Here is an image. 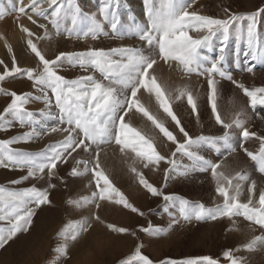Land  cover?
Here are the masks:
<instances>
[{
  "label": "snow or ice",
  "instance_id": "obj_1",
  "mask_svg": "<svg viewBox=\"0 0 264 264\" xmlns=\"http://www.w3.org/2000/svg\"><path fill=\"white\" fill-rule=\"evenodd\" d=\"M143 3L147 23L139 25L134 22L133 34L148 46V54L138 47L121 46L107 50L89 48L83 52L61 51L54 58H47L33 39L35 37L39 41L43 37L37 36L30 27L21 23L22 17H26L38 29H43L45 36L48 35L49 25L55 29L57 35H60L62 23L70 17L71 27L65 29L69 37L75 34L77 39L90 37L97 40L101 35L108 36L109 32L104 30L106 23L112 36L123 39L128 32L122 28L118 18L120 0H102L99 18L96 14L82 13L73 0H27V3L25 0H18V6L14 7L17 25L19 30L26 34L27 48L35 54L39 64L30 68L20 67L13 55L11 67L4 66L0 73V81L8 77H26L32 82V88L37 94L31 92L17 94L16 91L0 88V93L10 99L0 111V130L10 131L16 124L28 129L11 138L0 139V168L26 173L12 180L11 185H20L24 181L33 182L23 188L0 186V222L7 225L0 227V249L18 234L29 233L37 210L51 205V190L57 187L52 181L56 179L63 183L64 177L59 174V166L64 164H71L68 176L83 177L90 174V182H95V191H92L90 196L69 199L67 201L69 205L75 208L94 205L95 209L99 210L101 202L106 201L143 216L144 213L112 183L101 164V146L112 144L119 146L122 154H134L144 168L159 170L161 162L167 165L163 172L165 184L162 186L149 182L135 167L131 170L136 174L139 184L151 196L162 197L165 202L179 201L180 219L173 218L169 229L180 223V220L190 223L227 218L235 223L234 217H243L251 222V225H258L264 230V188L259 190L258 199H255L257 182L251 180L247 187V195L242 200L241 197L245 195L243 182L250 179L247 173L239 170L233 174L230 170H221L223 161L214 163L199 151L203 144L215 145L223 142L230 155L235 152L229 143L232 131L239 129L243 140L255 138L259 141L258 151H249L243 143L240 144V148L255 163L257 170L264 174V134H258L246 126L247 121L241 118L244 115L242 110L234 113L233 118L226 121L217 105L220 80H228L237 89L242 90L256 117L264 121V114L255 111L258 105L264 109V87H246L243 82L234 79L232 72L225 67L228 42L233 35L237 44L242 45L237 48V56L242 54L245 58L243 65L239 60L236 63L239 71L253 73L256 64L250 61L264 65V43H261L257 32V18L264 15V7L247 13L224 9V17L218 18L190 11L192 4L189 0H143ZM5 15L3 8H0V20H3ZM34 17L43 22H38ZM214 38L219 39V47L217 55L209 59L201 50L212 47ZM6 47L9 53L13 52L10 44L6 43ZM152 51L155 55L151 54ZM158 60L169 64L170 67L171 62H176L185 75L195 73L206 79L208 101L216 124L222 128L221 135H192L186 130L172 110L171 92L167 84L155 74L154 66L158 64ZM0 64H4V61L0 60ZM66 64L79 66L84 73L89 74L68 79L60 74ZM96 72L100 74L101 79H97ZM141 90L155 98L159 108L175 122V129H178V132L169 130L165 123L142 103L138 96ZM185 94L192 113L198 117L196 97L191 90H180L181 96ZM33 100H43L45 107L39 114L29 111L26 107ZM136 113L151 121L163 137L171 142L174 150L170 155L161 154L155 138L133 125L131 116ZM46 117L56 119L58 124L45 126L42 120ZM49 133H62L64 138L46 145L38 152L13 147L20 143H29L42 134ZM81 153L86 155L81 156ZM177 154L187 157L191 163L181 164L177 160ZM209 170L216 184L215 192L222 198V203L214 207H206L203 203L194 204L187 199L164 192L167 181L172 179L175 173L187 175L190 171ZM35 181H42L47 186L43 184L38 186ZM96 223L105 225L111 233L136 235L135 231H130L127 227L106 223L98 212L90 211L87 217L65 225L58 233L62 242L57 251L65 258V264L70 258V242L74 247L85 238V234L89 233ZM140 231L158 236L166 230L149 223L147 227H141ZM257 246L264 247V235L252 236L243 247L253 251ZM142 249V243L136 245L134 251L121 259L119 264H155ZM224 256L230 264H247L242 257L234 255L231 249L225 251ZM158 264H219V262L211 256H203L181 261L164 259Z\"/></svg>",
  "mask_w": 264,
  "mask_h": 264
},
{
  "label": "rangeland",
  "instance_id": "obj_2",
  "mask_svg": "<svg viewBox=\"0 0 264 264\" xmlns=\"http://www.w3.org/2000/svg\"><path fill=\"white\" fill-rule=\"evenodd\" d=\"M101 2L102 0H73V3L80 8L82 13L96 14L98 18ZM189 2L192 4L190 11L194 10L200 14L212 15L218 18L224 17V9H228L230 12L247 13L255 11L259 7H264V0H189ZM16 6H18V0H0V8H3L6 13L5 18L0 20V60L4 61V64H0V73H2L5 65L11 67L13 55H15L17 65L20 67L30 68L39 64L38 58L27 48L26 34L18 28L17 13L14 11ZM121 6H124V14L119 12ZM117 12L120 25L128 32L123 39L112 36L110 27L106 23L104 30L109 32L108 36L101 35L97 40H92L90 37L77 39L75 34L69 37L65 29L71 27L70 17L62 23L60 35H57L51 25H49L48 35L45 36L44 30L38 29L35 25L34 27L32 24L29 25L31 22L27 18L25 19L27 22L24 19H21L20 22L30 27L36 32L37 36L43 37L39 41L35 37L33 39L47 58H54L61 51L83 52L89 48H104L107 50L108 48L121 46L138 47L148 54V46L133 34L134 22L139 25L147 23L143 0H120ZM257 32L261 43H264V15L257 18ZM190 34L196 35L195 33ZM58 36L64 39H56ZM14 39L22 44L20 54L7 51L6 43L12 45ZM218 47L219 39L214 38L212 47L201 51L202 54L211 59L217 55ZM238 47H242V45L237 44L233 35L228 42L225 67L232 72L234 79L243 82L246 87H264V65L250 61V63L256 64L253 73L241 72L237 69V61L239 60L243 65L245 59L242 54L239 57L237 56ZM151 54L155 55V52L152 51ZM171 64L170 67L169 64L158 60V64L154 68L155 74L167 84L171 92L170 104L181 124L192 135H221L222 128L216 124L208 101L206 79L195 73L190 76L185 75L176 62H171ZM60 74L68 79H75L79 75L89 73H84L79 66L73 67L71 64H66L61 69ZM95 76L97 79H101L98 72L95 73ZM0 88L7 91H16L17 94L26 92L37 94L35 89L32 88V82L21 76L8 77L4 81H0ZM180 90L192 91L197 99L198 117L197 114L192 113L191 106L187 102V95L181 96ZM138 96H140L142 103L162 120L169 130L178 132V129H175V122L159 108L154 97H150L143 90L138 93ZM8 102H10L9 97L0 93V111ZM217 105L220 114L226 121L231 120L234 113L242 110L244 115L241 118L247 121L246 126L258 134H264V121L256 117L242 90L237 89L228 80H220ZM26 107L29 111L39 114V111L45 105L43 100H33ZM53 111L55 112V109ZM255 111L264 114V109L259 105ZM131 119L135 127L155 138L158 151L161 154L170 155L171 151L174 150V146L163 137L159 129L151 124V121H148L139 113L132 115ZM42 123L47 127H51L56 126L58 121L46 117L42 120ZM27 130V128H21L19 124H16L10 131L0 130V139L11 138ZM239 131V129L232 131L229 143L235 149V152L230 155L223 142L215 145L203 144L199 151L201 155L214 163L223 161L221 170H230L233 174L239 170L247 173L250 179L243 182L245 195L241 199H245L247 187L251 180L257 182L255 199H258L259 190L264 188V174L257 170V166L240 148V144L243 143L249 151L255 152L259 150L260 143L255 138L243 140ZM63 138L64 134L62 133L42 134L29 143H20L13 145V147L23 151L38 152L46 145L54 144ZM101 148L100 161L109 179L144 215L140 216L120 205H114L106 201L101 202L99 210L95 209L94 205H86L83 208H75L73 205H69L67 203L69 199L90 196L91 192L95 191V182H90V174L83 177H70L68 172L71 164L60 165L59 174L64 177V181L61 183L53 179L52 182L56 183L57 187L51 190V205L43 206L42 209L37 210L33 227L29 233L18 234L3 249H0V264H65V258L57 251L62 242L58 233L65 225L87 217L90 211L98 212L106 223L127 227L130 231H135L136 235L111 233L105 225L96 223L89 233L85 234V238L76 243L74 247L71 246L70 242V258L67 260V264H119L121 259L130 255L135 246L141 243L143 244L144 254L153 259L155 264L164 259L181 261L203 256H211L219 264H230V261L224 256V252L230 249L233 250L234 255L242 257L247 264H264V247L257 246L253 251L242 249L255 234L256 236L264 235V230H261L258 225H251V222L243 217H234L235 223L227 218L217 221H192L190 223L180 220V223L169 229L168 226L173 218L180 219L179 201L165 202L162 197L151 196L139 184L136 174L131 170L135 167L144 174L149 182L162 186L165 184L163 172L167 165L161 162L159 170H150L144 168L142 162L135 158L134 154L128 153L125 155L120 153L119 146L115 144L102 145ZM84 155L86 154L81 153V156ZM177 160L184 165L191 163L187 157L180 154H177ZM23 174L26 173L0 168V186L15 188L30 186L33 181H24L20 185L10 184L12 180L18 179ZM35 183L38 186L43 184L42 181H35ZM43 186L46 187L47 185L43 184ZM215 187L216 184L211 177L210 170L207 172L190 171L187 175L173 174V178L167 181L164 192L187 199L194 204L203 203L206 207H214L216 204L222 203V198L216 194ZM149 223L166 231L158 236L141 232L140 228L147 227ZM224 223L227 225L224 226ZM0 227H7V225L0 222ZM245 233L249 235L247 234V236ZM243 234L246 236H241ZM237 249L239 251H236Z\"/></svg>",
  "mask_w": 264,
  "mask_h": 264
},
{
  "label": "bare ground",
  "instance_id": "obj_3",
  "mask_svg": "<svg viewBox=\"0 0 264 264\" xmlns=\"http://www.w3.org/2000/svg\"><path fill=\"white\" fill-rule=\"evenodd\" d=\"M26 3H27V0H26ZM124 6H121V8H120V10H119V12L121 13V14H124ZM34 18H36V17H34ZM21 19H26V17H22ZM36 19H38V22H43L42 20H40L39 18H36ZM26 21V20H25ZM27 22V21H26ZM29 25H31V23L29 24ZM33 27H34V25H32ZM56 39H64L63 37H57ZM12 48H13V53H15V54H20L21 52H22V44L17 40V39H14L13 41H12ZM7 52V51H6ZM243 224V223H242ZM224 226L225 225H227V224H223ZM227 228V227H226ZM241 228H243V227H241ZM256 229V228H255ZM246 232H247V230H246ZM248 232H249V230H248ZM243 233V232H242ZM238 234V233H237ZM246 234V233H245ZM248 234V233H247ZM246 234V235H247ZM235 235V234H234ZM246 235H241V236H246ZM249 235V234H248ZM247 235V236H248ZM256 235V234H255ZM250 237V236H249ZM246 238V237H245ZM248 238V237H247ZM242 239V238H241ZM247 240V239H246ZM240 241V240H239ZM241 244V243H240ZM242 245V244H241ZM243 246V245H242ZM242 249H245V248H242ZM263 251V250H262ZM261 252V251H260Z\"/></svg>",
  "mask_w": 264,
  "mask_h": 264
}]
</instances>
